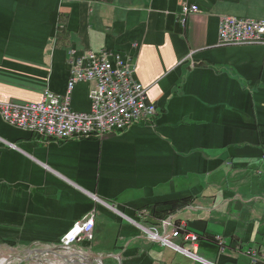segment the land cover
I'll return each mask as SVG.
<instances>
[{
    "label": "crops",
    "instance_id": "1",
    "mask_svg": "<svg viewBox=\"0 0 264 264\" xmlns=\"http://www.w3.org/2000/svg\"><path fill=\"white\" fill-rule=\"evenodd\" d=\"M182 1L199 11L183 18ZM226 14L264 18V0H0L1 100L63 93L69 48H108L131 56L158 109L151 124L60 142L0 117V239L56 245L93 213L77 243L89 264H202L147 238L139 225L172 230L156 210L198 235L172 240L205 262L264 264V46L218 45ZM89 86H74V110L88 111Z\"/></svg>",
    "mask_w": 264,
    "mask_h": 264
},
{
    "label": "built area",
    "instance_id": "2",
    "mask_svg": "<svg viewBox=\"0 0 264 264\" xmlns=\"http://www.w3.org/2000/svg\"><path fill=\"white\" fill-rule=\"evenodd\" d=\"M196 9V5L181 3L183 15L196 12ZM218 42L219 45L236 46L264 44V22L222 16ZM67 64L68 78L63 93L47 89L35 101H0L3 121L43 139L59 142L92 137L102 139L132 125L153 122L158 109L147 99L146 87L134 77V63L128 53L105 48L74 49L69 52ZM80 81L91 84L88 90L90 109L87 112L75 111L70 106V94ZM163 225L172 226L171 236L185 241V236H181L184 233L186 239L196 243L197 236L184 232L182 225H175L169 220ZM93 226V213H88L63 236L64 244L69 245L81 238L90 239ZM143 230L149 240L158 241L189 258H196L164 233L151 228Z\"/></svg>",
    "mask_w": 264,
    "mask_h": 264
},
{
    "label": "rangeland",
    "instance_id": "3",
    "mask_svg": "<svg viewBox=\"0 0 264 264\" xmlns=\"http://www.w3.org/2000/svg\"><path fill=\"white\" fill-rule=\"evenodd\" d=\"M185 1H182L181 3H183ZM181 3H180V14L181 16L184 18L190 14H194V13H197L199 11V8H198V5L195 4V3H186V5H196L197 9H196V12H192V13H189L187 15H183L182 14V11H181ZM222 16H226V17H233V18H240V19H251V20H256V21H262L264 22V18H250V17H242V16H234V15H219L218 16V23H217V43L219 45V42H218V34H219V24H220V19ZM245 45H252V44H245ZM257 45H262L264 46V44H257ZM220 46H236V45H220ZM238 46H243V45H238ZM75 48H69V50L67 51V54L69 56V52L70 50H74ZM86 49H93V48H86ZM102 49V48H100ZM105 49H108V48H105ZM85 50V49H83ZM93 50H98V49H93ZM110 50V49H109ZM111 50H115V49H111ZM137 80V79H136ZM138 81V80H137ZM80 82H84V81H80ZM90 84V82H87ZM141 83V82H140ZM142 84V83H141ZM91 85V84H90ZM143 85V84H142ZM90 87V86H89ZM74 88V87H73ZM72 93V92H71ZM89 98V97H88ZM70 99H71V94H70ZM0 101H3V102H10L8 100H1ZM155 105V103H154ZM71 106V104H70ZM156 106V105H155ZM157 107V106H156ZM72 108V107H71ZM73 109V108H72ZM89 109H90V100H89ZM88 109V110H89ZM74 110V109H73ZM76 111V110H75ZM78 112H82V111H78ZM87 112V111H85ZM157 115V114H156ZM1 117V116H0ZM3 120V119H2ZM6 123V122H5ZM143 124V123H142ZM151 124V123H150ZM10 125V124H8ZM136 125V124H135ZM144 125H148V124H144ZM11 126V125H10ZM134 126V125H132ZM14 127V126H13ZM131 127V126H130ZM128 127V128H130ZM17 128V127H16ZM20 129V128H19ZM24 130V129H22ZM125 130V129H124ZM124 130L120 131V132H123ZM24 131H27V130H24ZM27 132H30V131H27ZM31 133V132H30ZM119 133V132H118ZM33 134V133H32ZM92 138H95V137H92ZM99 139V138H97ZM50 140V139H49ZM55 141V140H54ZM262 158L264 159V154L262 155ZM85 217V216H84ZM82 219V218H81ZM79 219V220H81ZM168 219L167 218H162V219H158L157 223L156 224H163V222L167 221ZM74 224V223H73ZM155 224V223H153ZM176 225V224H175ZM73 226V225H72ZM72 226L69 228V230L72 228ZM142 229L143 228H151V227H147V226H142V225H139ZM167 226V225H165ZM178 226H181V223L178 224ZM152 229H155V228H152ZM68 230V231H69ZM156 230V229H155ZM67 231V232H68ZM93 231V230H92ZM172 231L170 233H166V231L163 233L170 239H172L173 236H171L172 234ZM181 231V230H180ZM183 231L184 232H190V233H193L197 236V241L196 243L192 244L193 242H190V240L186 239V235L184 233H182L181 236H185V241L180 239L182 243H189L192 247H196V244L199 240V237L196 233L192 232V231H189L187 228H185V226H183ZM66 232V233H67ZM144 232V230H143ZM65 233V234H66ZM92 233V232H91ZM145 233V232H144ZM64 234V235H65ZM63 235V236H64ZM63 236L60 238V241L58 244L56 245H52V246H30L28 248H25V249H20L18 248L14 243L12 242H8V241H3L2 239H0V264H89L88 261H84V258H86V256H84L81 252V250H79L78 246H77V243L79 241H82V240H90V239H80V240H77L71 244H64L63 242ZM187 241V242H186ZM48 247H56L57 248V252L62 254V255H65V256H68L69 258V261H65L63 260L62 258H60L59 256L57 255H54V254H51V253H44V254H30L28 252V249L30 248H48ZM187 251H189L190 253L194 254L196 256V258H194V260H197L198 262H201L202 264H206L208 262H205V260L199 258L195 253L194 251H191V250H188L186 249ZM184 255V254H183ZM186 256V255H185ZM188 257V256H186ZM251 257V262L255 263L256 259L254 256H250ZM189 258V257H188ZM78 259H80V262L78 261ZM192 259V258H191ZM100 260H103L102 258ZM205 263H203V262ZM3 262V263H2ZM91 264V263H90ZM93 264H95V262H93ZM210 264V263H208Z\"/></svg>",
    "mask_w": 264,
    "mask_h": 264
},
{
    "label": "water",
    "instance_id": "4",
    "mask_svg": "<svg viewBox=\"0 0 264 264\" xmlns=\"http://www.w3.org/2000/svg\"><path fill=\"white\" fill-rule=\"evenodd\" d=\"M28 252L30 254H44V253H51L54 255L59 256L60 258H62L65 261H69L68 256L62 255L60 253L57 252V248L56 247H48V248H30L28 249ZM103 259V258H102Z\"/></svg>",
    "mask_w": 264,
    "mask_h": 264
},
{
    "label": "trees",
    "instance_id": "5",
    "mask_svg": "<svg viewBox=\"0 0 264 264\" xmlns=\"http://www.w3.org/2000/svg\"><path fill=\"white\" fill-rule=\"evenodd\" d=\"M172 211H170L169 213H171ZM168 212H166V211H156V210H154V212H153V216L154 217H156L157 219H162V218H165V216H166V214H167ZM174 224H176L177 225V223L175 222Z\"/></svg>",
    "mask_w": 264,
    "mask_h": 264
},
{
    "label": "bare ground",
    "instance_id": "6",
    "mask_svg": "<svg viewBox=\"0 0 264 264\" xmlns=\"http://www.w3.org/2000/svg\"><path fill=\"white\" fill-rule=\"evenodd\" d=\"M3 263V262H2Z\"/></svg>",
    "mask_w": 264,
    "mask_h": 264
}]
</instances>
